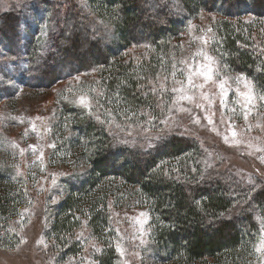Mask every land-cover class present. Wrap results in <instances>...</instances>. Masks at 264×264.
Segmentation results:
<instances>
[{
    "label": "trees",
    "instance_id": "1",
    "mask_svg": "<svg viewBox=\"0 0 264 264\" xmlns=\"http://www.w3.org/2000/svg\"><path fill=\"white\" fill-rule=\"evenodd\" d=\"M13 3L0 8L1 47L10 54L11 73L43 78L44 85L96 71L92 111L66 104L63 116L73 115L77 122L74 134L50 156L51 163L87 165L65 180V195L50 208L44 237L60 246V256L76 257L93 241L89 248L96 264H117L111 206L132 199L150 213L154 257L149 264H247L259 239L256 216L264 220V180L240 174L207 140L184 130L187 136L179 134L180 119L168 116L173 94L160 90L167 79L159 75L174 58L170 39L200 11H213L218 16L211 24L212 51L264 94V0ZM82 23L88 27L84 34H90L81 39ZM142 45L153 50L145 55L137 50ZM104 107L114 117L106 116ZM12 182L0 173L3 251L20 244L18 222L9 220L30 206L27 200L36 201L31 187L13 189ZM83 227L85 242L78 238Z\"/></svg>",
    "mask_w": 264,
    "mask_h": 264
},
{
    "label": "rangeland",
    "instance_id": "2",
    "mask_svg": "<svg viewBox=\"0 0 264 264\" xmlns=\"http://www.w3.org/2000/svg\"><path fill=\"white\" fill-rule=\"evenodd\" d=\"M16 1L0 0V8L5 11L7 9L4 7L8 8L5 3L12 5ZM146 8L149 10V7ZM217 16L213 11H200L187 23L181 34L169 41L175 48L174 58L170 68L162 69L159 75L164 74L162 79L166 77L167 83L165 79L160 82L169 90L183 87L185 94L192 95L194 99L192 102L180 101V93L172 92V115L169 113L168 116L171 121L180 119L175 126L180 130L179 134H183L184 130L190 136L207 140L210 149L224 156L240 174L260 176L264 180V100L260 99L264 94L252 78L229 71L212 51L214 37L211 24ZM247 19L250 20L248 16ZM41 27L43 30L36 37L39 42L45 37V22ZM86 28V23L79 25L81 39L90 34H84ZM88 46L85 42L81 48L86 50ZM2 50L0 41V173L10 177L14 182L13 189L23 190L26 185L25 189L31 187L35 191L36 201L27 200L30 206H25L20 215L9 220V224L13 220L18 222L16 230L21 235L20 244L10 251L0 250V264H96L89 248L95 242L89 241L86 249L76 257L63 259L60 246L53 239L44 237L50 208L66 193L65 180L72 173L80 174L87 168V165H77L73 161L67 164H61L60 161L51 163L50 156L63 139L74 134L72 126L77 123L74 121L75 116H63L66 104L86 112L92 111L91 84L96 71L89 70L66 79L56 78L41 85L43 78H26L17 71L11 73L7 67L10 62L7 56L10 54ZM137 50L146 55L153 49L152 46L142 45ZM201 53L213 57V62L207 61ZM209 64L214 69L213 80L205 82L201 76L194 75V83L204 84V87L191 89L187 84L188 65H193L195 72L200 65ZM173 71L176 72L174 78ZM241 76L246 77L248 86L244 79H238ZM174 80L183 83H174ZM221 81H226V98L218 87ZM237 89L239 93L253 97L251 102L239 95ZM81 96L86 98L88 106L79 102ZM198 104L203 107H197ZM104 113L114 117L105 107ZM208 118H211L212 123H209ZM155 119L152 117L150 121ZM111 208L118 237L116 251L117 244L123 250L117 251V264L151 263L154 254L149 239L151 217L148 209L139 207L132 199H123ZM256 220L259 239L254 247L255 255L247 264H264V220L258 216ZM4 233L0 230V236ZM78 234L81 242H85V238L89 239L84 227Z\"/></svg>",
    "mask_w": 264,
    "mask_h": 264
},
{
    "label": "snow or ice",
    "instance_id": "3",
    "mask_svg": "<svg viewBox=\"0 0 264 264\" xmlns=\"http://www.w3.org/2000/svg\"><path fill=\"white\" fill-rule=\"evenodd\" d=\"M201 55H203L207 61L213 62V57L208 56L204 53H201ZM188 70H189V74H188V78H187V84L191 89H203V87H204V84L194 83V75L201 76L205 80V82L213 80L214 69L211 67L210 64L209 65H200L199 68L195 70V72H193V65H188ZM175 75H176V72L173 71V78L175 77ZM238 79H244L246 81V77H243V76L239 77ZM174 83H181L182 84L183 82H178V81L174 80ZM225 83H226V81H221L218 85V87L221 89V92H222L224 98H226V95H227V93L224 92ZM246 86H248L247 81H246ZM160 90L161 91H168V89L165 88L164 85L160 86ZM152 91L155 92L156 89L153 88ZM170 91L173 93H177V92L180 93V95L178 97V100H180V101L186 100V101L192 102L194 99V97L192 95L185 94V90L183 87H180V88L173 87ZM237 92L239 93L238 89H237ZM239 95L245 96L249 103L251 102V99L253 98V97L249 96L247 93H239ZM205 98L207 99L208 97L205 95ZM260 99L264 100V96H261ZM79 102L85 106H88V101L86 100V98L84 96H81L79 98ZM221 103L223 104V99L221 100ZM197 107H203V105L198 104ZM208 119H209V123H212L211 118H208ZM233 135H235V133H233ZM225 139H227V138L225 137ZM262 194H264V192H262ZM142 215H144V214H142ZM117 251L118 252L123 251L120 248L119 244H117Z\"/></svg>",
    "mask_w": 264,
    "mask_h": 264
}]
</instances>
